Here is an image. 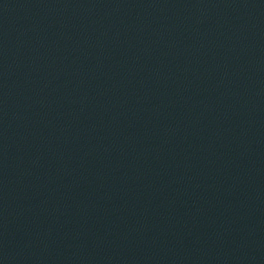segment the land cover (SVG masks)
<instances>
[{
    "label": "water",
    "instance_id": "water-1",
    "mask_svg": "<svg viewBox=\"0 0 264 264\" xmlns=\"http://www.w3.org/2000/svg\"><path fill=\"white\" fill-rule=\"evenodd\" d=\"M0 264H264V0H0Z\"/></svg>",
    "mask_w": 264,
    "mask_h": 264
}]
</instances>
